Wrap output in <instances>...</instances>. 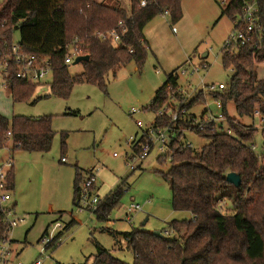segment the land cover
Segmentation results:
<instances>
[{"label": "trees", "instance_id": "obj_1", "mask_svg": "<svg viewBox=\"0 0 264 264\" xmlns=\"http://www.w3.org/2000/svg\"><path fill=\"white\" fill-rule=\"evenodd\" d=\"M142 1H146L145 7L141 6ZM182 2L131 0V7L126 10L97 0H3L0 5V53L8 56L12 53V35L18 31L22 53L51 58L53 95L68 98L77 84H94L106 91V78L110 72L131 62H135L139 70L143 67L149 51L144 34L147 25L166 11L173 22L180 21L183 17ZM241 5V0H232L225 7L221 4L222 16L233 20ZM261 19L264 25V7ZM120 22L127 29L125 47L101 42L95 36L98 31L118 29ZM76 37L83 41L90 60L84 63L83 73L74 77L64 59L65 47ZM223 55L224 67L234 72L232 83L225 93L210 95L223 101L227 126L233 134L217 129L196 131L200 138L208 141L196 150L181 152L176 144L171 167L163 176L173 193V209L189 212L192 218L169 222L164 229L169 235L160 231L163 237L136 229L114 236L117 243L120 237L126 241V249L135 257L133 264H264V166L249 148L258 129L231 119L227 110L230 101L234 103L239 118L251 117L260 104L264 114V80L259 79L255 68L256 61L264 62V41L259 46L249 45L237 53ZM10 63L11 75L7 77L6 84L13 102H21L31 97L38 84L17 78L18 68ZM168 87H173L175 92L180 87L172 73L155 93L151 106L154 112L166 104ZM206 100L204 93H198L187 108L194 109ZM71 114L76 115V112ZM182 129L195 131V126L188 121ZM9 131L14 152L47 154L55 137L50 116H14L9 119L0 114V139L4 140ZM65 140L66 136H63L62 145H65ZM14 172L11 170L8 178L9 189L13 192ZM230 173L240 176L242 183L239 188L227 182ZM82 177L81 172L76 176L75 198L81 189ZM124 185L125 181L102 201L95 212L99 221H108L110 212L118 207ZM227 202L231 204L232 214L225 210ZM6 230L4 216L0 212V242ZM47 233L48 230L44 236ZM91 264L127 263L97 243Z\"/></svg>", "mask_w": 264, "mask_h": 264}, {"label": "rangeland", "instance_id": "obj_2", "mask_svg": "<svg viewBox=\"0 0 264 264\" xmlns=\"http://www.w3.org/2000/svg\"><path fill=\"white\" fill-rule=\"evenodd\" d=\"M97 1L126 10L131 7V0ZM2 2L0 0V5ZM221 8L220 0H183L180 21L173 22L170 16L163 15L154 18L145 30L150 42L145 64L139 70L136 63L131 62L110 72L106 78V91L94 84H77L68 98H62L52 94L51 77L45 85L38 84L31 97L14 103L0 74V114L9 119L50 116L55 132L49 153L15 151L13 154V194L21 223L12 232L11 260L20 264H34L38 260L44 264H91L98 243L113 251L116 258L133 264L135 257L126 249V241L120 237L117 243L114 236L135 229L164 232L173 220H191L189 212L173 209V193L163 176L171 167L168 150L156 146L145 159L130 161L132 147L129 140L132 136L140 138L155 122L156 113L151 110V103L157 89L174 70L191 72L188 62L200 71L192 77L181 76V85L186 86L189 81L198 86L202 78L206 87H218L223 83L227 90L230 88L234 72L223 65V48L234 24L230 17L222 16ZM12 42L14 46L19 44L18 31L13 33ZM69 68L75 77L83 73L84 63L72 64ZM255 68L263 81L264 62L256 61ZM207 107L218 112L210 94L193 112L200 118ZM133 108L141 112L131 115ZM227 110L231 119L258 129L254 144L261 154L264 134L260 119L257 116L239 118L230 101ZM137 122L143 123L142 129ZM63 136H66L65 145H62ZM187 139L197 149L208 143L191 134ZM3 154L6 156L0 151V160ZM63 158L66 163H62ZM130 163H134V170L130 169ZM261 165L264 166V161ZM76 168L84 177L91 170L95 171L103 201L111 190H117L125 181L120 204L110 212L108 221H99L95 213L75 205ZM131 204L143 208L134 214L133 225L126 221ZM225 207L229 214L233 213L229 202ZM145 221L146 225H143ZM55 224L62 226V230L56 232L63 233L61 243L47 248L42 244V237ZM66 226H69L67 230Z\"/></svg>", "mask_w": 264, "mask_h": 264}, {"label": "built area", "instance_id": "obj_3", "mask_svg": "<svg viewBox=\"0 0 264 264\" xmlns=\"http://www.w3.org/2000/svg\"><path fill=\"white\" fill-rule=\"evenodd\" d=\"M232 0H220V3L225 7L230 4ZM242 5L239 12L233 19L234 29L229 39L226 41L223 51L225 54L237 53L240 49L249 46H259L264 41V25L261 19V11L264 7V0H241ZM146 1L141 2V6H146ZM164 17L169 16V12L166 11L163 14ZM126 28L122 22L119 23L118 29L110 31H98L95 36L101 42H111L116 47H125L124 36ZM175 30V29H174ZM83 41L76 37L70 45L65 47V65L71 66L78 57L86 56V51L83 47ZM132 52V51H131ZM5 56V57H3ZM17 66V78L33 84H44L51 77L53 78V66L51 58L47 56H40L36 54L22 53L19 45L13 47L12 53L3 55L0 53V74L6 81L7 77L11 75V63ZM188 65L192 69L189 72L188 69H182L179 73V69L172 72V76L177 79L179 88L176 90L173 87H168V98L166 104L158 110L156 113L155 122L147 127L142 136L131 137L129 143L132 147V154L129 157L130 161L136 159H145L154 147L158 146L161 150L167 149L169 152V160L172 158L173 150L176 149V144L179 145L181 152L185 150H196L197 147L187 139V135H196V131L203 132L205 130H218L228 135H232V130L227 126V120L224 116V104L223 101L217 99L215 96H211L214 99V106L218 112H213L209 107L198 118L193 112V109L189 110L187 105L198 94L204 93L206 97L208 94L225 93L227 87L221 83L216 86H205L204 80L201 78L198 86H193L191 82L187 81V85L180 84L179 79L181 76L192 77L195 74H199L200 69L192 66L191 62ZM158 73V71H157ZM4 86V85H3ZM208 94H207V93ZM154 101L152 100L151 106ZM141 112L137 109L130 111L131 115H135ZM254 116L260 119V129L264 130V114L261 109V105L258 104L254 110ZM190 121L195 126V131L191 129H182L183 125ZM140 129L143 128L142 122H137ZM199 137V136H198ZM250 150L255 154L259 162L262 164L264 161V150L260 154L257 152L256 145L252 142L249 145ZM0 151H4L6 156L0 160V212L4 216V223L7 226L6 233L0 242V264H20L11 260L12 250V232L19 226L21 220L16 213V207L12 204L13 191L9 189V173L15 169L14 160V143L12 141L11 131L7 132L4 140L0 139ZM117 157V154H114ZM62 162L65 163L66 159L63 158ZM130 169L134 170V163L129 164ZM98 178L95 171L87 173L83 179L81 189L77 198H75V205L81 210H89L92 213L98 211L102 199L99 194ZM224 205V203H223ZM142 207L137 204H131L128 208V215L126 221L128 224L133 225L135 216L134 214L142 211ZM58 230H62V226L55 224L50 232L42 237V244L48 246H59L61 243V236L56 233ZM165 235H169L168 231L164 232ZM34 264H44L43 261L38 260Z\"/></svg>", "mask_w": 264, "mask_h": 264}, {"label": "water", "instance_id": "obj_4", "mask_svg": "<svg viewBox=\"0 0 264 264\" xmlns=\"http://www.w3.org/2000/svg\"><path fill=\"white\" fill-rule=\"evenodd\" d=\"M205 56H207V55H205ZM89 60H90V56L89 55L81 56V57H78L75 60L73 65H78V64H81V63H85V62H88ZM227 182L232 184V185H234L236 188H239L241 186V183H242L240 176L238 174H235V173L228 174ZM143 225H146V221L143 223ZM153 234L156 237H163V234L160 231H154Z\"/></svg>", "mask_w": 264, "mask_h": 264}, {"label": "crops", "instance_id": "obj_5", "mask_svg": "<svg viewBox=\"0 0 264 264\" xmlns=\"http://www.w3.org/2000/svg\"><path fill=\"white\" fill-rule=\"evenodd\" d=\"M98 2H99V1H98ZM144 34H145V38H146L148 44H150V42H149V40H148V38H147L145 32H144ZM174 71H175V70H174ZM2 84H3V83H2ZM45 84H46V83H44L43 85H45ZM157 90H158V89H157ZM3 155H4V156L1 158V160L5 158V154H3ZM62 163H63V162H62ZM65 163H66V162H65ZM79 172H81V170L78 169V168H76V176H77V174H78ZM81 174H82V176H83L82 178H85L83 172H81ZM99 189H100V187H99ZM109 193H110V192H109ZM13 196H14V194H13ZM12 204H13L15 207L17 206V202L15 201V196L13 197Z\"/></svg>", "mask_w": 264, "mask_h": 264}]
</instances>
